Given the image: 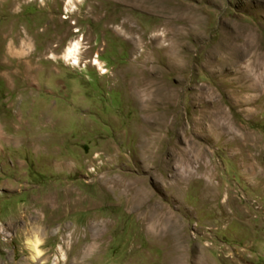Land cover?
Here are the masks:
<instances>
[{
	"label": "rangeland",
	"instance_id": "1",
	"mask_svg": "<svg viewBox=\"0 0 264 264\" xmlns=\"http://www.w3.org/2000/svg\"><path fill=\"white\" fill-rule=\"evenodd\" d=\"M65 1L0 0V264H264V0Z\"/></svg>",
	"mask_w": 264,
	"mask_h": 264
},
{
	"label": "bare ground",
	"instance_id": "2",
	"mask_svg": "<svg viewBox=\"0 0 264 264\" xmlns=\"http://www.w3.org/2000/svg\"><path fill=\"white\" fill-rule=\"evenodd\" d=\"M42 1L44 2L45 0H42ZM83 1L85 0H66L64 4L65 12L66 13L72 12L76 14L74 9H76V7L79 4H81ZM118 1L126 3L131 6H136L142 9L151 10L154 13H158L161 18L160 25L162 23H165V24L170 23L174 25L176 28L179 25H181L180 23L182 22V18L185 21L188 15L190 16L193 13V11L196 9V7L192 6L191 4H188V3L184 4L177 0H118ZM197 11L199 12L200 9L197 8ZM93 12H96V11H93ZM64 19H67V18L64 17ZM73 24L75 25V23ZM157 27L158 26L154 28L155 32L160 31V28H157ZM74 32L79 33L80 30L76 27ZM119 32L122 33L123 35H127L128 40L132 42L134 46L137 47L138 44L140 43H143L145 45L143 37H140L139 39L135 38L134 36L136 35L135 29L133 27H130V21L124 20L123 25L120 26ZM168 37H169V33H167V30L166 31L163 30L162 33H156L154 34V37L151 39L152 45H155L156 46L155 48H158L161 45L160 41L163 39L164 40L168 39ZM82 41L83 39L81 37H79L78 40L73 41L63 53L62 60L67 62L69 65L78 68L81 65L79 54H80V50L82 49L81 48ZM149 45L150 44L148 43L145 45V47L147 48ZM15 54H17V52H15ZM174 59H177V55H174L172 60ZM94 66H98L103 74L107 73V71L105 70L104 67H102L98 59L94 60ZM159 143H160V139H158V141L155 143L154 146H152V148L157 146ZM26 245H27L28 250L31 252V262L29 263L40 264L39 260H41V258L44 256V252L41 248L43 246L42 241L37 237V235H34L33 237L27 240ZM63 250L64 249L61 247V251ZM41 264H46V263H41Z\"/></svg>",
	"mask_w": 264,
	"mask_h": 264
},
{
	"label": "crops",
	"instance_id": "3",
	"mask_svg": "<svg viewBox=\"0 0 264 264\" xmlns=\"http://www.w3.org/2000/svg\"><path fill=\"white\" fill-rule=\"evenodd\" d=\"M15 49V50H14ZM11 52L15 54V52H19V50H16V48L13 47ZM72 83V81H70ZM69 82V83H70ZM70 83V84H71ZM72 86V85H71ZM0 141L3 142L7 146H18L22 144L21 140L15 139L12 136H9L5 131H4V125L0 124ZM24 143V142H23Z\"/></svg>",
	"mask_w": 264,
	"mask_h": 264
}]
</instances>
